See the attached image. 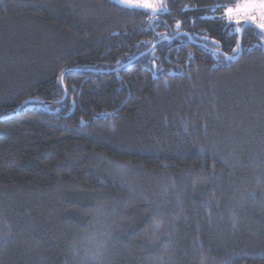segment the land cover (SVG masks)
Returning a JSON list of instances; mask_svg holds the SVG:
<instances>
[{
	"label": "trees",
	"instance_id": "trees-1",
	"mask_svg": "<svg viewBox=\"0 0 264 264\" xmlns=\"http://www.w3.org/2000/svg\"><path fill=\"white\" fill-rule=\"evenodd\" d=\"M232 2L166 0L149 29L114 0H0V264L100 243L103 264H264V49L249 29L215 70L201 41L235 46L201 19ZM176 19L191 43L159 40Z\"/></svg>",
	"mask_w": 264,
	"mask_h": 264
},
{
	"label": "snow or ice",
	"instance_id": "snow-or-ice-1",
	"mask_svg": "<svg viewBox=\"0 0 264 264\" xmlns=\"http://www.w3.org/2000/svg\"><path fill=\"white\" fill-rule=\"evenodd\" d=\"M116 4H119L126 9L133 10H143L145 14L149 15V29H154L160 26L159 21L156 18L162 14L170 13V9L166 0H114ZM192 10L189 7L184 9L185 12ZM213 12H219V16H204L201 17L203 20H213L215 22H222L225 30H231L230 35L237 37L235 40V46L230 47L228 51L223 50V46L219 40L209 37L207 34L201 36L202 46L207 49L211 55L215 58L216 63L213 65V69L219 70L221 67H230L233 62L238 61V59L244 55L246 52L251 51V49H245L242 45L243 39L246 38L247 31L249 29L256 31L258 40L260 42L259 47L264 49V0H233L230 4H218L214 5L211 9ZM194 23V21H193ZM175 33L173 36H168L166 34H161L159 40L161 42H171L173 40L180 39L183 44L187 45L191 43L194 39V34L191 32L181 31L184 24L181 20H174ZM165 27H168L166 22ZM144 44H149L150 42H143ZM139 47V46H138ZM156 48L155 44H151V50L154 52ZM133 55H136L135 53ZM140 55H147L146 53H140ZM191 54H189V59H191ZM154 65L155 61H151ZM118 65H121V61H117ZM117 71L119 68L116 69ZM155 71L153 75H155ZM65 72L61 70L58 79L63 82ZM173 75H179V73H173ZM165 83L167 81L165 80ZM25 104L28 101L24 102ZM114 128L115 125L113 124ZM206 127V126H205ZM185 131H187V124H185ZM119 150V149H116ZM114 164L121 173H125L128 169V165L121 164L116 161H109ZM215 175V173H214ZM255 195V193H251ZM236 221L234 220L235 226ZM160 222L153 218V227L156 230L160 228ZM74 252H78L77 248H73Z\"/></svg>",
	"mask_w": 264,
	"mask_h": 264
},
{
	"label": "clouds",
	"instance_id": "clouds-1",
	"mask_svg": "<svg viewBox=\"0 0 264 264\" xmlns=\"http://www.w3.org/2000/svg\"><path fill=\"white\" fill-rule=\"evenodd\" d=\"M105 255L106 245L104 243H100L98 246L85 251L79 259V264H103Z\"/></svg>",
	"mask_w": 264,
	"mask_h": 264
}]
</instances>
